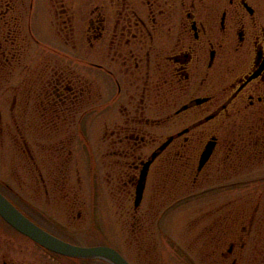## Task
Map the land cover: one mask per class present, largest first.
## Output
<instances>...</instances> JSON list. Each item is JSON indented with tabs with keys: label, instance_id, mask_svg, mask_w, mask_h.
<instances>
[{
	"label": "rangeland",
	"instance_id": "374dc122",
	"mask_svg": "<svg viewBox=\"0 0 264 264\" xmlns=\"http://www.w3.org/2000/svg\"><path fill=\"white\" fill-rule=\"evenodd\" d=\"M53 1L55 12L49 9L48 0H10L12 6L18 4L19 21L11 28L4 20L0 23L4 32L0 33V186L43 226L84 245L114 246L132 264H264V177L256 175L264 156L251 153V146H241L243 151L234 155L237 161L233 164H226L224 152L217 153L210 169L200 172L193 168L196 160L188 168L186 184L180 177L170 179L160 174L159 159L151 167L142 203L136 209L135 188L123 186L125 172L130 169L120 162L119 149L126 147L117 142L118 135L111 134L114 125H126L119 110L122 102L132 114L134 106L122 80L123 89L117 92L107 52L101 55L100 50L97 57L90 35L82 40V56L70 53L74 44L71 26L64 22L60 1ZM76 72L80 85L91 87L92 97L81 98L77 105L68 100L63 105L56 102V111L46 108L45 95L51 90L47 80L61 82L68 73ZM51 114L60 117L53 119L55 127L49 125ZM145 114L158 117L164 111L151 106ZM194 116L144 123L148 145L143 151L150 155ZM205 126L207 132L217 127L214 122ZM202 127L191 137L201 136L204 148L209 136ZM67 138L74 140L71 154L62 149L59 157L57 148H62L60 143ZM173 144L163 153L175 151ZM34 160L39 171L31 164ZM128 160L132 163L134 159ZM55 164L59 167L53 168V177L58 181L47 175L48 165ZM261 167L264 169V162ZM256 212L253 228L229 225L235 215L243 214L248 225ZM222 220L223 224L229 222L224 226ZM45 250L0 218V264L4 255H12L20 264L46 259ZM232 250L235 253L231 255Z\"/></svg>",
	"mask_w": 264,
	"mask_h": 264
},
{
	"label": "flooded vegetation",
	"instance_id": "af4514ba",
	"mask_svg": "<svg viewBox=\"0 0 264 264\" xmlns=\"http://www.w3.org/2000/svg\"><path fill=\"white\" fill-rule=\"evenodd\" d=\"M48 1L49 9L55 12L54 1ZM59 1L65 13L62 18L69 22L74 37L70 53L82 56L83 39L90 35L96 56L100 50L101 55L107 52L108 70L118 93L124 84L134 112L122 102L119 110L126 125H114L111 134L118 135L120 141H132L135 148L141 149V160L148 156L143 151L148 145L144 123H166L193 115L194 119L184 127L188 130L172 143L178 147L190 140L199 160L207 141H214L213 153L202 170L210 169L217 153L224 152L228 156L226 164H233L237 161L234 155L243 151L241 146H251V153L264 156V0ZM17 5L0 0V23L6 21L9 28L18 23ZM1 25L0 33H4ZM64 78L61 82L47 80L51 90L45 95L46 108L57 107L56 102L63 105L68 100L75 104L81 98L92 97L91 87L80 85L77 72ZM115 100L113 95L112 101ZM151 106L163 109L164 115L146 116L145 111ZM212 122L217 127L207 132L208 127L202 126ZM130 123L139 126L130 127ZM201 127L209 136L204 148L201 136L191 137ZM181 137L184 140L179 142ZM263 162L256 170L258 178L264 177ZM139 166L140 162L135 164L136 168ZM252 216L253 225L257 212ZM46 228L62 236L49 226ZM45 251L46 259L28 264H110L102 259H73ZM1 261L20 264L12 255H4Z\"/></svg>",
	"mask_w": 264,
	"mask_h": 264
},
{
	"label": "water",
	"instance_id": "95a60500",
	"mask_svg": "<svg viewBox=\"0 0 264 264\" xmlns=\"http://www.w3.org/2000/svg\"><path fill=\"white\" fill-rule=\"evenodd\" d=\"M184 131H187L185 129ZM180 132L179 134L183 133ZM176 135H171L167 140L156 149L152 155L142 162L140 176L136 186L135 206L138 207L143 199L144 190L146 187L147 177L150 166L155 158L168 146ZM215 148V142L207 143L204 151L201 154L199 161V169L207 163ZM0 215L11 226L16 228L21 233L33 239L36 243L44 246L47 249L58 253L81 258H102L112 264H130V262L114 247L107 245L96 246H81L68 242L46 230L33 219L27 216L19 209L6 195L0 191Z\"/></svg>",
	"mask_w": 264,
	"mask_h": 264
},
{
	"label": "trees",
	"instance_id": "16d2710c",
	"mask_svg": "<svg viewBox=\"0 0 264 264\" xmlns=\"http://www.w3.org/2000/svg\"><path fill=\"white\" fill-rule=\"evenodd\" d=\"M53 109H54V111L57 110L56 107L55 108L51 107V110H53ZM49 118H50V120H48V121H49V123H51V124H49V125H51V127H55V125L53 123V119L54 120L57 119V118L60 119L59 114L55 118L51 114V116H49ZM54 122L58 126V123L56 121H54ZM73 142H74L73 139L67 138L65 142L60 143V147H62V148H57L59 157H60V155H63L62 149L66 150L64 153L71 154ZM113 142H116V141H113ZM117 142L122 143L124 145V147H126V149H123V150L119 149V150H121L120 155L123 157V159H121L120 162L123 163L124 167H127V169H130L129 173H127V172H125V170H123L125 172V176H126V179H127L126 181H124L123 186L125 184L127 187L133 189L134 185H135L136 176L138 175V172H139V169L135 167V164L136 163L138 164L140 162V160L142 159V157H144V156L139 154L140 148H135L134 143L132 141H130V140L129 141L128 140L120 141L119 140ZM180 144L181 145H179L178 147L177 146L175 147V149H174L175 151H173L171 154L168 153L169 154L168 155L166 153H162V155L157 158V160L155 161L154 164L156 166L158 164V162H159V159H160V162H159L161 164L160 168H159L160 172L158 171L160 174L161 173H165V177L166 178H170V179L171 178H175L176 179V178L180 177V182H182V184H186L188 182V177L186 176V174L188 173V170H189L188 168L194 166V163L196 162L198 157H196L193 153L191 154V151H192V148H193V144L189 140L186 141V142L180 143ZM170 146H169L168 149H170ZM173 146H175V144ZM63 147H65V148H63ZM112 149L115 150V148H112ZM168 149H166V151ZM137 151H138V153H137ZM114 153H115V151H114ZM128 158L129 159L130 158L134 159L133 162L131 163L130 160H128ZM162 158H164V160H161ZM51 162H54V161L52 160ZM122 163H121V165H122ZM31 164L34 167V170H38L39 171L41 169L40 165L37 164L36 160H34L33 162L31 161ZM58 167L59 166H57L56 164H55V167H54V165H52L51 167L48 165L47 168H49V171H48L47 175L49 174L48 178L50 180L58 181V179L56 177H53V173H54L53 168L55 170V168H58ZM196 167L197 166H195L193 168L195 169ZM61 171L64 172V169H62ZM190 171L191 170H189V172ZM183 172H185V175L183 174ZM123 173H121V176L124 175ZM42 174L43 173L41 172V175ZM42 177L45 180L44 176H42ZM165 182L167 183L168 180H165ZM64 196H65V194H64ZM235 211H238V210H235ZM244 211H246V210H244ZM244 214H246V212ZM243 215L241 217H238V215H235V217H233V219L235 218L234 221H230L229 225H231V226H233L234 228H237V229L241 228L243 226L245 228H250V227L253 228V226L255 225V220L257 218H255L254 224L251 225V219H252V215H251V217H249L248 225H245L244 223H245L246 216L245 215L243 216ZM223 222L224 221L222 220L221 224H223ZM228 222L229 221H226V223L223 224V225L226 226V224H228ZM206 252H209V250H206Z\"/></svg>",
	"mask_w": 264,
	"mask_h": 264
},
{
	"label": "bare ground",
	"instance_id": "6f19581e",
	"mask_svg": "<svg viewBox=\"0 0 264 264\" xmlns=\"http://www.w3.org/2000/svg\"><path fill=\"white\" fill-rule=\"evenodd\" d=\"M44 247V246H43Z\"/></svg>",
	"mask_w": 264,
	"mask_h": 264
}]
</instances>
